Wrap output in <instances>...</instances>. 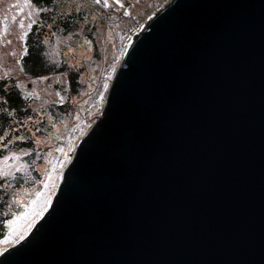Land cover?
I'll return each mask as SVG.
<instances>
[{"label": "water", "instance_id": "95a60500", "mask_svg": "<svg viewBox=\"0 0 264 264\" xmlns=\"http://www.w3.org/2000/svg\"><path fill=\"white\" fill-rule=\"evenodd\" d=\"M0 264H264V0L156 10Z\"/></svg>", "mask_w": 264, "mask_h": 264}, {"label": "rangeland", "instance_id": "374dc122", "mask_svg": "<svg viewBox=\"0 0 264 264\" xmlns=\"http://www.w3.org/2000/svg\"><path fill=\"white\" fill-rule=\"evenodd\" d=\"M169 1L131 0L125 13H118L107 0H52L50 6L0 0V78L19 87L30 110L0 135V186L10 194L0 254L27 236L49 209L80 139L103 113L128 43ZM35 23L44 26L42 42L53 68L40 76L26 73L22 61Z\"/></svg>", "mask_w": 264, "mask_h": 264}, {"label": "trees", "instance_id": "16d2710c", "mask_svg": "<svg viewBox=\"0 0 264 264\" xmlns=\"http://www.w3.org/2000/svg\"><path fill=\"white\" fill-rule=\"evenodd\" d=\"M37 4L52 5V0H33ZM50 18L49 14H44ZM64 20V18H63ZM61 20V21H63ZM65 22V20H64ZM61 23V22H60ZM69 28V22H66ZM66 24V25H67ZM44 26L35 23L31 26L26 39V52L23 55L24 71L34 76H40L53 71L45 56V49L42 40ZM77 74L70 72L72 83L75 82ZM10 81L0 78V135L5 133L12 119H22L28 116L30 110H26L28 102L22 96L20 89L16 85H9ZM22 145L31 147V142H23ZM2 182H0L1 185ZM4 188L0 186V235L4 234L5 223L10 216V194L2 192Z\"/></svg>", "mask_w": 264, "mask_h": 264}, {"label": "snow or ice", "instance_id": "6c2138e0", "mask_svg": "<svg viewBox=\"0 0 264 264\" xmlns=\"http://www.w3.org/2000/svg\"><path fill=\"white\" fill-rule=\"evenodd\" d=\"M25 2H26V3H29L30 0H25ZM97 2H99V0H97ZM39 214H40V213H37V215H39ZM8 223H9V226L11 227V224H12L13 222H12V221H9ZM31 226H32L31 224L28 225L29 228H30ZM22 237H23V233H20V235L17 236L16 239L19 240V239H21ZM8 239H10V237H9V238H6V242H8Z\"/></svg>", "mask_w": 264, "mask_h": 264}, {"label": "bare ground", "instance_id": "6f19581e", "mask_svg": "<svg viewBox=\"0 0 264 264\" xmlns=\"http://www.w3.org/2000/svg\"><path fill=\"white\" fill-rule=\"evenodd\" d=\"M100 118V117H99Z\"/></svg>", "mask_w": 264, "mask_h": 264}]
</instances>
